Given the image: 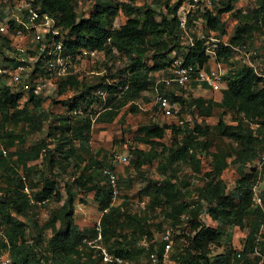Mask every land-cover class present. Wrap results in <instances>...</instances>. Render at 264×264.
<instances>
[{"label":"trees","instance_id":"1","mask_svg":"<svg viewBox=\"0 0 264 264\" xmlns=\"http://www.w3.org/2000/svg\"><path fill=\"white\" fill-rule=\"evenodd\" d=\"M1 1L3 6L13 7L19 0ZM137 1L103 3L95 0L93 7L80 16L81 0H31L42 15L51 16L62 30L67 53L76 57L81 48H97L110 58L115 54L124 55L127 62L113 73L112 78L117 81L112 83L104 80L105 75L95 85L87 87L75 74L62 77L59 83L58 79L59 94L65 92L67 84L83 89L79 96L61 100L65 106L63 113L48 111L44 105L45 97L22 88L16 92L15 85L0 79V225L3 226L0 247L9 250L14 264H101L103 256L100 250L87 242L99 234L102 235L101 243L124 260L137 259L143 253L148 256L154 246L147 248L138 243L150 233L143 217L129 214L135 226L120 231L118 235L117 227H121L123 210L128 202L124 199L114 203V188L105 168L115 169V166L107 161L105 155L100 157L92 147L94 122H114L130 100L154 87L155 73L169 65L173 57L168 56L178 46L175 40L180 39L182 33L178 10L184 0L173 3L165 0L163 10L149 4L138 7L135 5ZM237 1L214 0L212 9L201 13L206 19V28L221 35L228 33L223 14L234 11L233 14L239 16L231 44H222L216 50L219 62L237 57L234 46L253 44L249 38L264 23V0H259V5L247 13L236 10ZM121 10H125L126 20L114 28L113 21ZM189 26L194 29L192 19ZM18 28L27 29L24 23H19ZM15 31L16 26L11 25L10 35L0 36V53L7 61L11 59L7 53L18 50L12 44V38L17 35ZM183 46L180 55L186 62L199 66L208 64L211 57L204 40H197L193 46L188 43ZM238 60L241 64L228 69L225 74L227 86L217 103L223 114L231 112L233 121L228 122L222 114L214 125L197 120H185L179 126L146 125L142 127L143 135L138 136V140L148 143L150 150L133 149L135 169L141 170L144 164L159 158L160 152H165L171 163L195 160L198 153L209 149L211 129L237 143L226 151L211 153V169L205 173L206 180L198 195L187 198L190 183L175 174L153 183V206L167 203L171 220L185 217L196 231L189 245L175 255L179 264H229L230 252L220 253L215 256V261L212 260L211 245L226 233L225 227H244L248 217L249 232L244 248L234 254L233 261L235 264H260L264 254V190L261 191L263 202L257 204L255 193L260 174L256 169L246 171V165L254 161L264 148V84L252 67ZM194 85L207 88L205 83L196 82ZM98 89L107 93L102 104L104 108L89 113L87 109L95 101ZM167 93L173 101L188 103L203 116L212 114L214 103H205L204 97L199 96L186 103L184 93L179 95L174 89ZM23 97L25 102L21 104ZM246 118L258 126L249 125ZM8 122L22 125L19 131H15L7 128ZM46 125V134L28 145L29 136L40 132ZM167 128H172L175 135L180 136L170 146L161 141ZM230 155H235L234 163H237L239 173L233 191L228 190L222 178ZM71 170L75 173L71 174ZM89 192H93V198L103 213L99 225L81 228L75 221V203L80 194ZM52 201L57 207L48 220L41 223L33 212L37 206ZM205 210L217 221V226H206L201 221L200 213ZM48 230L50 235H47ZM158 243L162 256L165 243Z\"/></svg>","mask_w":264,"mask_h":264},{"label":"rangeland","instance_id":"2","mask_svg":"<svg viewBox=\"0 0 264 264\" xmlns=\"http://www.w3.org/2000/svg\"><path fill=\"white\" fill-rule=\"evenodd\" d=\"M83 5L79 10V15L83 16L86 14L90 8L93 7L95 0H81ZM122 1V0H121ZM175 0H171L173 3ZM103 3H114V0H102ZM165 0H138L135 5L138 7L144 6V4L154 5L161 10H163ZM259 5V0H238L235 3L236 10L240 9L242 13H247L252 9L256 8ZM233 12H227L223 14V20L225 21V26L228 33H232L230 38L235 32V26L239 21V16L234 15ZM18 17V16H17ZM125 10H121L119 15L113 21V27H119L126 20ZM260 30L256 31L250 40L253 43L264 44V23ZM186 35L180 33V39L178 41V46L169 54L168 57H174L175 55H180V51L183 50V45H186L188 41L186 40ZM39 39V38H38ZM35 43H38L36 40ZM36 47V46H35ZM32 52L36 50L30 49ZM31 52V53H32ZM114 58L107 57L102 54L99 60H92L90 57H84L81 60L77 61L79 70H73L72 74L77 76V79L82 80L85 84V87L90 85H95L101 79L102 75L106 76L105 81L112 83L117 81L112 78L113 73L116 70L126 65L127 58L121 54H115ZM214 60V59H212ZM151 62V59L148 60ZM223 63V69L227 73L228 69L238 67L241 62L235 56L231 57L228 62ZM88 71L90 73H88ZM158 73V76L156 75ZM155 76L159 79L163 78V69L157 71ZM9 75H2L0 73V79H8ZM36 79H34L35 81ZM61 79L58 80V83ZM227 82L223 85V89ZM58 86V84H57ZM56 86V87H57ZM14 90H20L18 86H14ZM84 88V87H83ZM23 90V89H22ZM81 87H74L70 84H67L65 92L59 94L58 87L50 93H46L45 97V108L53 113H63L65 111V106L61 102L62 99L66 101L73 99L76 96H79L82 92ZM98 89L96 91L95 101L88 107L87 111H101L103 110L102 104H104L107 93L102 94ZM213 91V90H203L201 86H195L192 84L187 88H184L182 92L186 98V103L192 101L194 98L201 96L204 97L205 103H214L212 114L209 116H203L197 109L195 111L187 103L180 104L179 113H174L173 111L167 112L162 111L159 108V105L156 101L155 93L153 86L143 91L141 96L136 99L130 100L120 112V115L112 123H103V122H94L93 125V135H92V147L93 151H98L100 157L106 156L107 161L115 166V170L119 175L118 182V192L114 194V203L118 204L124 199L128 202L125 206L123 212V217L120 221L121 227H117V233L120 235V231H127L131 228L132 219L128 216L134 215L136 217H143L148 224L150 229L149 237L151 240L159 239L161 232L165 229L166 226L174 227V246L171 252V258L179 264L176 259L177 253L184 247L188 246L191 238L195 234V229H193L190 220L187 218H180L179 220H171V217L168 215L170 208L167 203L163 202L160 206H153L151 200V192L154 181L161 180L168 175H177V178L190 183L187 187V198H190L194 195L200 193L201 188L204 185L206 180V172L211 169V163L213 161V155L211 154L214 151H226L227 149L233 148L237 145L236 141H233L231 138L219 134L214 129L210 130L209 137L211 145L207 152L198 153L195 160H190L188 162L171 163L166 156L165 152H160L159 158L153 162H148L144 164L141 170L135 169L134 163L136 159V154L133 152L134 148H139L143 150H150L148 143L141 142L138 140V136L143 135V126H154L158 125H178L180 119L190 120V121H204L207 124L214 125L218 122L219 117L223 114V109L217 104L221 101L223 92ZM24 91V90H23ZM101 97V100L98 98ZM25 97L21 99V104L25 102ZM99 99V101H97ZM31 105V104H30ZM85 108L86 106L83 105ZM194 112H193V111ZM57 115V114H56ZM224 118L230 122L233 121L231 112H226L223 114ZM1 117V115H0ZM248 122L249 125H252L254 122L251 119H245V122ZM22 125V124H21ZM21 125H14V123L8 122L7 128H13L15 131H19ZM255 124H253L254 126ZM48 130V125L45 126L40 132H36L29 136L28 145L30 142H34L39 138L43 137ZM180 136H176L172 128H167L165 137L161 140L162 143L166 146H170L179 139ZM162 149V146L159 147ZM264 150V148L261 150ZM132 153L133 156L129 162H122L120 159L121 154ZM260 155L251 163L246 165V171L251 172L252 170H257L260 174V179L258 181L256 192L258 195H261V191L264 190V164L261 161ZM235 155H230L227 158V167L222 173V178L227 184L229 191H233L236 187V181L239 178V173L237 171V163H234ZM74 174L75 171L70 172ZM57 207V204L52 201L48 202L46 205H39L34 210L33 214L36 218L39 219L41 223H45L50 217L54 208ZM75 221L81 228H86L89 226L99 225L100 218L103 211L100 210L98 202L93 198V192L82 193L78 196L75 203ZM201 221L206 226H217L218 223L210 215H202ZM249 222L250 218H247V225L244 227L235 226L225 227L226 233H224L217 242L211 245V257L215 261V256L220 253H229V264H235L233 261L234 254H238L244 248V243L249 232ZM123 229V230H122ZM47 235H50V230H48ZM227 233H231L232 236L228 237ZM47 239V238H46ZM103 246L104 243H102ZM147 256L145 253L139 256L137 259H125V264H147ZM216 264V263H214ZM260 264H264V254L261 257Z\"/></svg>","mask_w":264,"mask_h":264},{"label":"built area","instance_id":"3","mask_svg":"<svg viewBox=\"0 0 264 264\" xmlns=\"http://www.w3.org/2000/svg\"><path fill=\"white\" fill-rule=\"evenodd\" d=\"M2 1L0 0V5ZM214 0H184L183 4L178 10V20L183 35H186L188 44L195 45L197 40H204L207 46V52L210 55L209 62L216 60L217 48L224 44L230 45V36L232 33L225 35L219 34L216 30L206 28V19L202 16V12L206 9H212ZM9 15H0V36L10 35L11 25L16 26L15 33L17 37L24 35H35L33 39L34 50L23 47L20 44L15 53H7L6 56L11 57L10 60H5L4 54L0 53V73L2 75H9L6 77L7 83L16 85L26 92H33L35 95L43 97L50 88L56 89L58 79L72 74L73 70H79L77 61L84 57H90L93 61L99 60L103 51L97 48H81L76 57L65 51L63 32L55 24L54 19L47 15L41 14L34 6L31 0H19L13 7L8 5ZM18 16V17H17ZM25 16V18H24ZM24 23L26 30L18 28L19 24ZM192 19L194 29L189 26V21ZM39 38V39H38ZM38 43H35V41ZM237 51V57L246 65L252 67L255 72L262 77L264 84V44L253 43L239 44L234 46ZM219 62V61H217ZM88 73H90L88 71ZM225 70L220 66H213L206 68V66H199L195 63L186 62L181 55L174 56L172 61L163 69V78L159 79L156 73V81L153 87L156 101L159 108L166 113L173 111L179 113L180 104L178 101H173L168 95V91L174 89L179 95L183 94L182 90L198 82L205 83L208 88L213 91H221L225 83ZM34 79H36L34 81ZM163 85L164 88H161ZM102 94L106 92L99 90ZM78 110V109H77ZM184 119H180L178 124H183ZM255 124L254 127H257ZM133 154H121L122 162H129ZM261 161L264 163V150L261 153ZM105 173L108 175L109 181L114 188V194L118 192L119 175L115 169L105 168ZM255 201L257 204H262L263 199L261 195L255 193ZM202 215H209L205 210L200 213ZM3 232V226L0 225V233ZM174 227L169 225L161 232L159 239H150L149 235L145 234L140 240L139 245L150 249L147 256L148 264H176L171 258V252L174 246ZM102 235L99 234L95 239L87 240V242L99 249V253L103 256L101 264H125V260L110 252L106 246L101 243ZM164 242L165 248L163 255L159 254V243ZM153 243V244H152ZM0 264H14L10 256L9 250L0 247Z\"/></svg>","mask_w":264,"mask_h":264},{"label":"crops","instance_id":"4","mask_svg":"<svg viewBox=\"0 0 264 264\" xmlns=\"http://www.w3.org/2000/svg\"><path fill=\"white\" fill-rule=\"evenodd\" d=\"M80 5L82 6L83 5V3H80ZM3 15V14H5V15H9V13L7 12V8L6 7H1V5H0V15ZM18 24L20 23V21H19V18H18V21H16ZM15 38V39H14ZM13 39V41H12V44L13 45H15V46H19L20 44H22L23 45V47H25L26 49L28 48L29 50L30 49H33V47H35L34 46V43H33V39H35V35L34 34H32V36L31 35H24V36H21V37H17V36H15V37H13L12 38ZM31 52V51H30ZM206 66V68H211V67H213V66H220V67H222L223 66V63H221V62H215V61H213V60H211L210 62H208V64L207 65H205ZM223 68V67H222ZM7 83V82H6ZM227 85V84H226ZM202 87V89L203 90H211L210 88H204V86H201ZM52 91H54V89L53 88H50V90H48V93H50V92H52Z\"/></svg>","mask_w":264,"mask_h":264}]
</instances>
